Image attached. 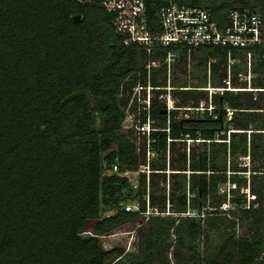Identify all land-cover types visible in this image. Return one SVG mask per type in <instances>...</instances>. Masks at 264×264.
Listing matches in <instances>:
<instances>
[{"label": "trees", "instance_id": "16d2710c", "mask_svg": "<svg viewBox=\"0 0 264 264\" xmlns=\"http://www.w3.org/2000/svg\"><path fill=\"white\" fill-rule=\"evenodd\" d=\"M140 1L147 29L160 32L169 0ZM172 2L218 21L243 9L264 20V0ZM116 19L104 0H0V264H264V91L199 89L208 73L226 89L228 68L247 72L245 53L148 51L125 44ZM173 51L203 75L189 90L172 85L193 119L176 120L158 100ZM258 51L254 88L263 90L264 45ZM137 87L155 94L137 116L139 126L152 120L148 135L123 129ZM126 172H139L136 189ZM147 200L157 214L145 222ZM129 224H140L136 250H105L101 239Z\"/></svg>", "mask_w": 264, "mask_h": 264}, {"label": "built area", "instance_id": "2783aa9c", "mask_svg": "<svg viewBox=\"0 0 264 264\" xmlns=\"http://www.w3.org/2000/svg\"><path fill=\"white\" fill-rule=\"evenodd\" d=\"M130 1L134 3L133 16H131L127 24L122 27L120 25L118 26L117 19L124 14L125 5L123 0H104V6L107 11L117 13V31L129 35L125 44L137 43L146 46L148 51L154 44L162 47L174 45L183 46L187 48L189 52L204 47L238 49L243 51L246 55L247 72H249V68L251 72V61L255 60V53L259 52L258 49L260 50L264 45V20L257 10H231L226 15L225 20L218 21L210 12L204 9L177 5L173 3L172 0H169V4L162 7L159 12L161 31L158 33H151L146 26L143 3L140 0ZM167 56L168 59L173 57L172 60H174V57H177L178 54L173 51ZM262 58H264V54ZM166 64L169 68L167 59ZM150 66L156 67V62H152ZM224 90L244 91L227 88ZM248 90L252 89L248 88ZM258 91H264V89ZM144 169L145 168H143V170ZM143 170L141 169V171ZM111 171L118 172V166L113 165ZM127 173L128 172L124 173L125 177ZM130 183L134 189L138 187V185L132 182ZM124 208L126 211H137L138 205L126 204ZM152 213L157 214L156 209L153 210L150 208L147 200V211L144 215L148 216Z\"/></svg>", "mask_w": 264, "mask_h": 264}, {"label": "rangeland", "instance_id": "374dc122", "mask_svg": "<svg viewBox=\"0 0 264 264\" xmlns=\"http://www.w3.org/2000/svg\"><path fill=\"white\" fill-rule=\"evenodd\" d=\"M124 2V14L117 19V24L118 26H124L127 24V21L130 20L129 18L133 16V6L134 3L131 2L130 0H123ZM171 59V60H170ZM173 57L168 59L167 56V62L169 64L168 68V82L167 86L164 88L166 89V93L162 94L159 96V101L164 102L166 105V114L168 115L171 110H178L176 111V120H179L181 118H187V119H193L196 115V111H193L194 109L192 108H178L176 107V100L173 98V90L174 87H172L173 82H177V85L184 86V84L187 86L185 87H177L176 89L178 90H189L193 88L192 86H197L199 83V80L201 77H203L202 73L197 69L196 63L190 61L188 59L187 65L182 64L178 60V56L174 57V60H172ZM240 63L238 60H233L232 63ZM159 63V60L156 61V66ZM257 63V60L251 61V72L249 68V72H242L239 71L238 73H235L237 68H228V82H227V89H232V90H244V91H250L249 93H252L253 96H258L257 92L258 88H254V81L258 77L256 74L253 73V68L254 65ZM241 67V65H238ZM248 69V66H247ZM234 76L235 79H232ZM250 76V77H249ZM235 82V83H234ZM202 86L206 87H201L199 88L200 90H205L209 96L211 94L215 93H220L222 94L224 89L219 88V87H212L214 86L211 82V73L207 74V85L203 84ZM235 86V87H234ZM248 88L252 90H248ZM140 87H137L134 89L131 100H130V105L133 104L134 102L136 103L135 110L132 112L128 108L126 109V117L123 123V129L127 130L130 128H133L137 133H145L148 135L150 129L153 127L152 120H148L144 125L139 126L138 121H137V116H139L140 111H143L145 109H148V104L150 99L154 97V93L151 90L150 87H147L145 91H140ZM144 92V93H143ZM200 106H205L204 103H202ZM208 109H211V105H208ZM188 110V111H186ZM203 110V109H202ZM156 126V125H155ZM224 126L226 124L224 123ZM186 148H187V154H189V148L193 149V144L191 140L186 141L185 143ZM195 146V145H194ZM147 158L152 157L153 153L152 152H147L146 154ZM167 157L169 158V152L167 153ZM245 161H248L245 159ZM145 168V171L148 173V167H142L141 169L143 170ZM144 171V170H143ZM138 173L139 172H128L126 177H128L129 181L138 185ZM168 173V172H167ZM148 175V174H147ZM169 174H167L168 176ZM247 192V199H248V190ZM252 199V197H251ZM131 204V203H127ZM114 212L109 211L108 214L112 215ZM145 222L148 220V216H145ZM140 224H129L125 225L124 227L116 230L113 234L103 237L102 240V245L105 250H110L114 247H120L125 249L126 253L134 252L137 248L138 244V238H137V229L139 228ZM172 263L174 261L172 260Z\"/></svg>", "mask_w": 264, "mask_h": 264}, {"label": "water", "instance_id": "95a60500", "mask_svg": "<svg viewBox=\"0 0 264 264\" xmlns=\"http://www.w3.org/2000/svg\"><path fill=\"white\" fill-rule=\"evenodd\" d=\"M80 18H81V17H80L79 15H77V16L74 17V21H75V22H79V21H80ZM166 111H167V110H164V113H166Z\"/></svg>", "mask_w": 264, "mask_h": 264}]
</instances>
